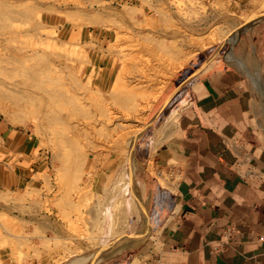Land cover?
Wrapping results in <instances>:
<instances>
[{"label": "rangeland", "instance_id": "374dc122", "mask_svg": "<svg viewBox=\"0 0 264 264\" xmlns=\"http://www.w3.org/2000/svg\"><path fill=\"white\" fill-rule=\"evenodd\" d=\"M263 12L264 0H0V133L30 140L21 166L58 225L20 239L18 218L1 217L0 264H103L146 243L152 183L175 175L147 155L184 107L181 83L234 54Z\"/></svg>", "mask_w": 264, "mask_h": 264}, {"label": "crops", "instance_id": "0c3cea01", "mask_svg": "<svg viewBox=\"0 0 264 264\" xmlns=\"http://www.w3.org/2000/svg\"><path fill=\"white\" fill-rule=\"evenodd\" d=\"M205 62L181 83L184 107L147 155L175 171L169 187L153 178L149 225L136 235L147 242L103 264H264V24ZM0 134V218H18L20 239L38 241L58 225L43 219L35 170L21 166L31 142Z\"/></svg>", "mask_w": 264, "mask_h": 264}, {"label": "bare ground", "instance_id": "6f19581e", "mask_svg": "<svg viewBox=\"0 0 264 264\" xmlns=\"http://www.w3.org/2000/svg\"><path fill=\"white\" fill-rule=\"evenodd\" d=\"M257 23V22H256ZM254 24V23H253ZM251 28V27H250ZM249 28V29H250ZM123 203H124V201L122 200V199H118L116 202H115V204H114V210L116 211L115 213H116V215L118 216V212H122V211H124L123 210ZM133 207V206H132ZM131 209V208H130ZM133 209V208H132ZM113 210V211H114ZM114 213V212H113ZM125 213V212H124ZM128 214V213H127ZM115 215V216H116ZM130 215H131V212H130ZM114 216V215H113ZM117 216H116V218L114 217V220H113V225H114V227L115 226H117L118 225V222L120 223V221H119V219H121V218H119V219H117ZM132 216V215H131ZM128 217H126V218H124V223L127 221L126 219H127ZM123 220V219H122ZM112 221V220H111ZM124 225V224H123ZM118 228V227H117ZM116 228V229H117ZM120 231H122V230H120ZM121 233V232H120ZM118 234V233H117ZM116 246V245H115ZM118 247H120V245L118 246ZM114 248V247H113ZM112 248V249H113ZM121 248V247H120ZM117 250V249H116ZM127 250V249H126ZM125 250V251H126ZM107 252V251H106ZM109 252L111 253L112 252V250H109ZM114 252V251H113ZM103 253V252H102ZM110 253H108V254H110ZM123 253V252H122ZM107 254V253H106ZM121 254V253H120ZM103 255V254H102ZM104 255H105V253H104ZM103 255V256H104ZM102 256V257H103ZM107 256V255H106ZM99 259H101V258H99Z\"/></svg>", "mask_w": 264, "mask_h": 264}, {"label": "water", "instance_id": "95a60500", "mask_svg": "<svg viewBox=\"0 0 264 264\" xmlns=\"http://www.w3.org/2000/svg\"><path fill=\"white\" fill-rule=\"evenodd\" d=\"M260 20H264V12L261 13L260 15H258L257 17L251 19V20L248 21L247 23H245L244 26H249V25H251L252 23H255V22L260 21Z\"/></svg>", "mask_w": 264, "mask_h": 264}]
</instances>
